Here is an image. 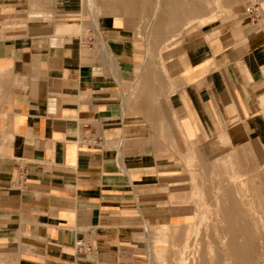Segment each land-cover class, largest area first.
Here are the masks:
<instances>
[{
    "label": "crops",
    "instance_id": "1",
    "mask_svg": "<svg viewBox=\"0 0 264 264\" xmlns=\"http://www.w3.org/2000/svg\"><path fill=\"white\" fill-rule=\"evenodd\" d=\"M260 7L257 22L244 12L188 33L164 66L131 17L0 0V264H148L187 141L242 143L264 161Z\"/></svg>",
    "mask_w": 264,
    "mask_h": 264
},
{
    "label": "rangeland",
    "instance_id": "2",
    "mask_svg": "<svg viewBox=\"0 0 264 264\" xmlns=\"http://www.w3.org/2000/svg\"><path fill=\"white\" fill-rule=\"evenodd\" d=\"M126 1L130 15L113 0H84L85 15L89 20L102 15L131 17L149 59L165 66L178 55L188 33L207 22L239 19L248 6L264 0H168L160 35L153 32L157 18L151 16L157 0ZM186 146L182 170L170 183V223L149 228L148 264H200V258L206 264L215 260L217 264H232L227 248L220 243L231 237L229 221L237 230V242L250 246L248 255L253 264H264L262 157L253 148L246 151L242 143L222 139L187 141ZM225 207L232 215L226 212L225 217L221 212Z\"/></svg>",
    "mask_w": 264,
    "mask_h": 264
},
{
    "label": "bare ground",
    "instance_id": "3",
    "mask_svg": "<svg viewBox=\"0 0 264 264\" xmlns=\"http://www.w3.org/2000/svg\"><path fill=\"white\" fill-rule=\"evenodd\" d=\"M148 1H150V0H145V2H148ZM90 2H91V0H89V3ZM113 2H115V4H117V5H119L120 8H122L123 12H125L126 14H129V15L132 14V11L129 9V7H127L129 2H127L126 0H113ZM142 2H144V0ZM167 3H168V0H157V4L155 2L156 6H155V9L153 10L154 11L153 15H151V16H153L154 18L155 17L157 18V23H155V26L153 28V32L155 34H157V35L161 34V27H162V24H163V16L162 15L166 13L165 12V8H166L165 6H166ZM224 204H225V202H224ZM229 209L230 208L225 207V209L223 208L221 210V212H224L223 214L225 215V217H226V212L228 213V215H232V211L229 210ZM217 213H218V211H217ZM220 216H221V214H220ZM227 217L230 218V216H227ZM229 222L231 224H229L228 233H230L231 237L228 238V239L226 237H224V240H222V239L220 240L222 248H224V249L227 248V250H228V253H227L228 255L227 256H229V259L232 261V264H253L252 259L250 260V256L248 255V252H250V246L247 245V244H239L237 242L236 237H235L236 233H237V230L235 229V225L233 224V222L232 221H229ZM185 262H188V260H186ZM200 262H201L200 264H206L204 262V260H202V258H200ZM213 264H217V260H215V262Z\"/></svg>",
    "mask_w": 264,
    "mask_h": 264
},
{
    "label": "built area",
    "instance_id": "4",
    "mask_svg": "<svg viewBox=\"0 0 264 264\" xmlns=\"http://www.w3.org/2000/svg\"><path fill=\"white\" fill-rule=\"evenodd\" d=\"M245 12L254 22H257L262 16L260 4H252L248 6ZM98 37L99 30L95 26L89 27L86 34L83 36V44L92 49L95 46ZM97 140L100 142L102 138L98 137ZM18 167L23 174L26 173L27 169L23 164H18ZM74 247L77 252L89 253L93 250V243L90 239L81 238L75 242Z\"/></svg>",
    "mask_w": 264,
    "mask_h": 264
}]
</instances>
